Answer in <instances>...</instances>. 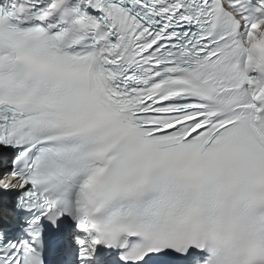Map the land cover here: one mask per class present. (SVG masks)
I'll list each match as a JSON object with an SVG mask.
<instances>
[{"label":"snow or ice","instance_id":"obj_1","mask_svg":"<svg viewBox=\"0 0 264 264\" xmlns=\"http://www.w3.org/2000/svg\"><path fill=\"white\" fill-rule=\"evenodd\" d=\"M0 264H264V0H0Z\"/></svg>","mask_w":264,"mask_h":264}]
</instances>
